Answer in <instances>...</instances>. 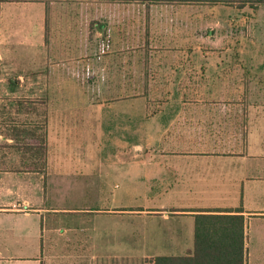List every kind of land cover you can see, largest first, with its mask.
I'll return each instance as SVG.
<instances>
[{"label":"rangeland","instance_id":"374dc122","mask_svg":"<svg viewBox=\"0 0 264 264\" xmlns=\"http://www.w3.org/2000/svg\"><path fill=\"white\" fill-rule=\"evenodd\" d=\"M137 5L123 0L0 1V100L6 98L0 110L7 112L0 117V171L47 176L51 158L41 207L43 221L55 229L48 237L59 244L50 247L52 254L115 250L131 252L135 264H143L146 257L177 251L161 237L151 241L148 229L175 232L191 221L165 220L146 210H168L177 202L183 159L178 128L173 142V128L165 134L164 120H148L149 115L163 108L176 111L173 78L187 72L200 79L202 65L212 78L225 66L234 82L241 79L243 66L251 78H264V5L163 4L150 6L146 16ZM148 63L192 70L153 75L157 81L149 100L142 87L129 86L152 79L143 74ZM83 75L98 84L86 85ZM168 141V149L151 148ZM163 157V167L151 166ZM72 240L83 246H68ZM102 244L109 248H98Z\"/></svg>","mask_w":264,"mask_h":264},{"label":"crops","instance_id":"0c3cea01","mask_svg":"<svg viewBox=\"0 0 264 264\" xmlns=\"http://www.w3.org/2000/svg\"><path fill=\"white\" fill-rule=\"evenodd\" d=\"M52 54L58 56L55 50ZM163 65L148 64L144 69L157 78L166 70H192L180 68V64L175 68H170L169 64L164 68ZM211 67L218 70L221 66ZM221 69L215 78L207 75L208 67L203 65L197 74L200 79L187 77V72L179 74L178 79L173 78L177 80V110L165 112L163 108L148 117L151 120L160 116L165 123V134H171L172 127L174 134L169 138L173 142L177 140L174 128H178L176 144L181 151L179 157L182 155L183 159L178 165L175 207L171 204L168 210L153 208L146 211L150 216H161L165 220L180 217L191 221L178 226L175 232L174 228H169V233L159 234L164 228L150 227L148 230L152 233L148 237L156 242L161 237L166 245L177 250L156 256H185L194 248L195 215L241 209L246 219L244 264H264V78H251L243 66L239 68L241 79L234 82L231 68L225 66ZM164 74H167L165 81L169 80L170 74ZM154 79H151L152 83L157 81ZM236 84L241 89L235 92L232 87ZM5 100L1 98L0 103ZM6 113L0 110V117ZM172 119L175 122L171 123ZM169 143L152 144L151 148L153 151L159 147L168 149ZM171 146L174 149L171 151L177 153L176 146ZM149 155L153 158L152 153ZM50 159L47 176L35 171H0V264H135L136 258L131 252L50 253L51 246L59 247L48 237V232L55 229L43 221L45 209L41 207L42 182L51 177ZM165 160L163 157L162 162H151V166L163 167ZM79 243L77 240L68 241V246L82 247ZM100 247L109 248L104 244L98 245Z\"/></svg>","mask_w":264,"mask_h":264},{"label":"trees","instance_id":"16d2710c","mask_svg":"<svg viewBox=\"0 0 264 264\" xmlns=\"http://www.w3.org/2000/svg\"><path fill=\"white\" fill-rule=\"evenodd\" d=\"M8 1V0H0ZM118 1V0H110ZM126 3H138L137 12L144 16L149 14L152 7L167 5H199L228 3L239 4L241 7L250 5L257 9L264 5V0H123ZM155 5V6H153ZM152 6L151 8H149ZM153 9V8H152ZM102 28V26H100ZM150 64V63H148ZM167 68V63H163ZM170 68H175L176 64H169ZM171 70V69H169ZM167 71V70H166ZM165 71V72H166ZM172 71V70H171ZM153 73V72H152ZM144 77L152 78L151 71H144ZM194 78L193 74L187 75ZM87 79L85 84L88 86L97 83V79L90 76H84ZM107 85L106 79L103 80V86ZM122 86V85H120ZM133 87H142V95L152 98V82L147 80L141 85H129ZM132 87V88H133ZM188 88V87H187ZM168 94V92L166 93ZM138 95V93L136 94ZM188 95H186L187 99ZM190 101V99H188ZM152 102V101H151ZM150 102V104H151ZM164 105V101H161ZM162 105V106H163ZM154 113V112H152ZM213 211L195 215V240L194 248L185 256L167 257V256H149L145 258L144 264H244L245 263V226L246 219L242 215V210L235 212Z\"/></svg>","mask_w":264,"mask_h":264}]
</instances>
